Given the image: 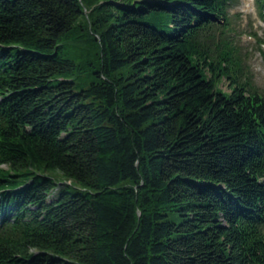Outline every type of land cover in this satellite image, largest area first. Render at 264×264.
Listing matches in <instances>:
<instances>
[{
    "label": "trees",
    "instance_id": "obj_1",
    "mask_svg": "<svg viewBox=\"0 0 264 264\" xmlns=\"http://www.w3.org/2000/svg\"><path fill=\"white\" fill-rule=\"evenodd\" d=\"M233 1L0 0V264H264Z\"/></svg>",
    "mask_w": 264,
    "mask_h": 264
},
{
    "label": "rangeland",
    "instance_id": "obj_2",
    "mask_svg": "<svg viewBox=\"0 0 264 264\" xmlns=\"http://www.w3.org/2000/svg\"><path fill=\"white\" fill-rule=\"evenodd\" d=\"M250 0H234V5L228 8V24L224 28L226 39L233 45L235 56L243 69V74L249 76L250 83L264 97V21L254 9L253 2L244 9ZM219 88L227 91L224 80L218 84Z\"/></svg>",
    "mask_w": 264,
    "mask_h": 264
}]
</instances>
